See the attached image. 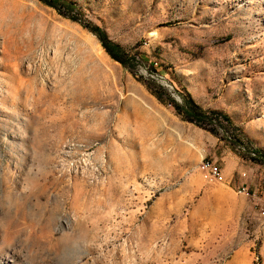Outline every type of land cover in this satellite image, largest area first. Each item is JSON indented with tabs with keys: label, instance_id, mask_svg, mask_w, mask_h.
<instances>
[{
	"label": "rangeland",
	"instance_id": "374dc122",
	"mask_svg": "<svg viewBox=\"0 0 264 264\" xmlns=\"http://www.w3.org/2000/svg\"><path fill=\"white\" fill-rule=\"evenodd\" d=\"M68 1L0 0V264H264V0Z\"/></svg>",
	"mask_w": 264,
	"mask_h": 264
},
{
	"label": "trees",
	"instance_id": "16d2710c",
	"mask_svg": "<svg viewBox=\"0 0 264 264\" xmlns=\"http://www.w3.org/2000/svg\"><path fill=\"white\" fill-rule=\"evenodd\" d=\"M45 4L60 10L62 7L66 8H75V3L68 1V0H41ZM94 33L96 34L97 38L99 39L102 47L108 53V55L113 58L114 60L118 61L124 67L133 68L136 57L134 54H130V52L120 45L117 42L111 40L106 32L98 27L93 26L91 27ZM147 88L150 92L160 101L167 102L171 104L175 111L181 116L182 119L192 122L195 125L204 128L205 130L209 131L210 133L218 136V126H225L231 127L232 130L235 129L230 117L220 111V110H205L203 109L189 93L181 94L180 100H176L174 97L170 95L168 89L160 84H156L154 82L148 81L146 83ZM225 122V123H223ZM233 138V142H239L244 144L240 138L236 137L234 134L231 135ZM224 137H220L222 139ZM247 142H250L247 139ZM255 152L258 156L254 157V160H258L259 162L264 164V155L260 154L259 149H255Z\"/></svg>",
	"mask_w": 264,
	"mask_h": 264
},
{
	"label": "built area",
	"instance_id": "2783aa9c",
	"mask_svg": "<svg viewBox=\"0 0 264 264\" xmlns=\"http://www.w3.org/2000/svg\"><path fill=\"white\" fill-rule=\"evenodd\" d=\"M237 149H244L241 146H238ZM199 167L201 169V171H209L210 172V179H206L207 181H211V180H216V179H224V173L223 170L221 168V166L215 162L214 160L211 159H207L206 161H201L199 164ZM238 191L241 193H247V189L246 187H239Z\"/></svg>",
	"mask_w": 264,
	"mask_h": 264
},
{
	"label": "crops",
	"instance_id": "0c3cea01",
	"mask_svg": "<svg viewBox=\"0 0 264 264\" xmlns=\"http://www.w3.org/2000/svg\"><path fill=\"white\" fill-rule=\"evenodd\" d=\"M222 158L227 161V164L224 166V168H222L223 173H225V175L229 177L231 171L230 169L235 166L238 157L236 155L230 154L229 152H226Z\"/></svg>",
	"mask_w": 264,
	"mask_h": 264
},
{
	"label": "bare ground",
	"instance_id": "6f19581e",
	"mask_svg": "<svg viewBox=\"0 0 264 264\" xmlns=\"http://www.w3.org/2000/svg\"><path fill=\"white\" fill-rule=\"evenodd\" d=\"M206 179H210V172L206 171V175H205ZM216 180H224V179H216ZM216 180H211V181H216Z\"/></svg>",
	"mask_w": 264,
	"mask_h": 264
}]
</instances>
